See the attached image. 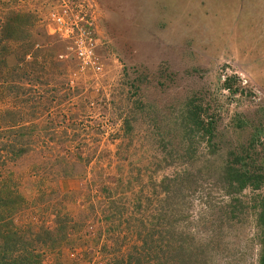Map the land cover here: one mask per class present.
Here are the masks:
<instances>
[{
	"label": "rangeland",
	"instance_id": "1",
	"mask_svg": "<svg viewBox=\"0 0 264 264\" xmlns=\"http://www.w3.org/2000/svg\"><path fill=\"white\" fill-rule=\"evenodd\" d=\"M6 56L0 133L26 153L0 166V228L29 261L164 264L173 222L218 230L211 264L259 263L264 181L223 171L264 180V0H0Z\"/></svg>",
	"mask_w": 264,
	"mask_h": 264
},
{
	"label": "trees",
	"instance_id": "2",
	"mask_svg": "<svg viewBox=\"0 0 264 264\" xmlns=\"http://www.w3.org/2000/svg\"><path fill=\"white\" fill-rule=\"evenodd\" d=\"M7 57L9 58V56H6L4 58V61H3V57H1L2 63H3L2 69L5 72H2L4 76L0 80H2V83H3V79L5 77V80H9L8 83L11 85L10 83L11 77L17 74V70H14L12 69L13 67H9L7 65V62H6ZM32 103L33 101H31V99L28 98L26 101V107L28 104H32ZM2 118L3 117H1L0 119ZM5 120L6 119L1 120L0 122L3 124L7 123ZM7 121L9 122L8 124H11L12 126H15V127L18 124V122L13 121V119H10ZM193 121H194L195 127H197L198 125L199 126L204 125V118L202 117L194 116ZM206 126L210 127L211 124L207 123ZM0 135H3L1 139L4 140V143H0V166L4 167L6 163L10 161L12 162L18 159L19 157H21L22 155H24L26 153V150L22 149V147H20V145L16 143L15 140L14 141L12 140V136L14 134L0 133ZM236 164H237L236 161H233V164H230V165L228 164V166L225 165V168L223 171V177L225 178L224 183L227 185V189L229 190V192L239 194L248 188L251 189L252 191L260 189L264 180L263 179L261 180L260 177L257 175L250 174V171H247L245 169L243 170L236 169L235 168ZM110 199H111L110 201L112 202V205H114V201H121V199L119 198L113 200L112 196H110ZM259 210L260 211H259L258 223L262 229L263 235H262V240H261V253H260L258 264H264V197L262 199ZM168 215H164L163 218L167 220ZM63 221L64 222L60 223V229H62L69 222V218L65 217ZM54 232L56 233V231ZM176 232H177V227L175 223L173 224V222L168 223V225L163 227L161 231L159 232V235L164 234L167 237H169L172 240V245H173V247H167L169 251V256H168L169 258L165 259L166 262L164 264H167V262H169V264L170 263L172 264L173 262L177 263L176 259H172V258H174L175 256L180 257V253L178 252H180L181 250H183L186 253V255H181V256L187 258L191 264H211L213 263L212 260H214L215 252H213V249H212L213 247L206 246L205 240L207 238H205V235L207 234V232H209L210 240L208 241V243H211V245L213 246V243L217 240V237L220 234V233L218 234L217 229H215L214 227L210 225L209 229H207V226L203 228L196 227V229L186 227L184 229V232H179L175 235ZM151 233L153 234L154 232L149 231L148 234H151ZM19 238L23 239V237L19 235V233L13 230H9V231L2 230L1 231V228H0V264H40V262L29 261L27 259L29 257L34 258L37 256L36 255L37 253L36 251H38L37 247H34V248L32 247L31 249H24L22 248V246L24 245L20 246V244L22 243H19L17 241V239L19 240ZM148 244L149 242H146L143 246V258H145L146 254L148 253V246H147ZM141 261H143L141 260V256L136 255L133 263H139Z\"/></svg>",
	"mask_w": 264,
	"mask_h": 264
},
{
	"label": "built area",
	"instance_id": "3",
	"mask_svg": "<svg viewBox=\"0 0 264 264\" xmlns=\"http://www.w3.org/2000/svg\"><path fill=\"white\" fill-rule=\"evenodd\" d=\"M78 54H79V56H80L81 58H84V57H85V59H86V58H88V57L90 58L89 55H90L91 53H89V52H87V51L79 50ZM92 63H93V62H92Z\"/></svg>",
	"mask_w": 264,
	"mask_h": 264
}]
</instances>
